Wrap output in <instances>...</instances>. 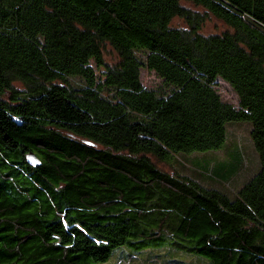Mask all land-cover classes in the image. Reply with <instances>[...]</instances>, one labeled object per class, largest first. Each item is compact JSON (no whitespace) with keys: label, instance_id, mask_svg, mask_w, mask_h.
Instances as JSON below:
<instances>
[{"label":"trees","instance_id":"16d2710c","mask_svg":"<svg viewBox=\"0 0 264 264\" xmlns=\"http://www.w3.org/2000/svg\"><path fill=\"white\" fill-rule=\"evenodd\" d=\"M241 121L261 169L239 191L158 165L222 149ZM121 247L264 264V0H0V264H105Z\"/></svg>","mask_w":264,"mask_h":264},{"label":"rangeland","instance_id":"374dc122","mask_svg":"<svg viewBox=\"0 0 264 264\" xmlns=\"http://www.w3.org/2000/svg\"><path fill=\"white\" fill-rule=\"evenodd\" d=\"M175 24L178 26H184L182 21H176ZM224 29L225 25L222 22L212 19L206 25L205 31L207 33H214ZM108 50L109 51L107 53L108 55L106 56V60L108 62H112L115 59V53L110 47H108ZM101 73L102 72L99 71L97 74L100 75ZM142 81L148 88H158L161 84L160 79L157 78L156 75L147 71L142 72ZM218 91L222 95L223 99L238 106V98L228 84L220 81ZM251 129L252 125L247 121L230 123L228 125L226 144L222 149L218 151H207L190 155H181L182 161H184V163L187 165L185 167H181L178 164L175 167H172L170 164L159 162L158 165L163 170L170 173H172V171L175 169L181 174L196 177L208 187H214L224 192L227 190L229 193H233L234 191L236 192V190L239 191L261 169L260 158L251 138ZM235 162H237L236 173L233 175L229 183L222 184L211 177L209 172L213 169H220L222 176L223 174L225 176L227 172H229L231 165ZM221 163L223 164L220 166ZM122 254H132L131 261H128L127 263H120V256ZM149 255L150 254L135 255L130 248L121 247L114 251L112 258L105 264H143V260L149 257ZM153 255H160L158 258H160L163 262L166 260H178L184 264H209L206 261L197 260V257L194 255L178 251L177 249L172 250L170 253L163 249L154 252ZM125 259L127 258L125 257Z\"/></svg>","mask_w":264,"mask_h":264},{"label":"water","instance_id":"95a60500","mask_svg":"<svg viewBox=\"0 0 264 264\" xmlns=\"http://www.w3.org/2000/svg\"><path fill=\"white\" fill-rule=\"evenodd\" d=\"M27 161L29 163V165L35 167L39 164V161L37 160V158L33 155V154H29L27 156Z\"/></svg>","mask_w":264,"mask_h":264}]
</instances>
